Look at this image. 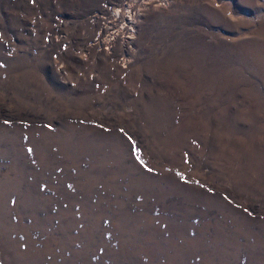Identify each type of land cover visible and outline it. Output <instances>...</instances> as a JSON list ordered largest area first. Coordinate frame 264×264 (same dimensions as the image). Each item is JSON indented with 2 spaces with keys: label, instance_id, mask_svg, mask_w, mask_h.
<instances>
[{
  "label": "rangeland",
  "instance_id": "1",
  "mask_svg": "<svg viewBox=\"0 0 264 264\" xmlns=\"http://www.w3.org/2000/svg\"><path fill=\"white\" fill-rule=\"evenodd\" d=\"M0 264H264V0H0Z\"/></svg>",
  "mask_w": 264,
  "mask_h": 264
}]
</instances>
